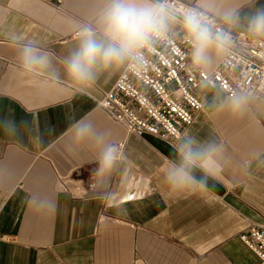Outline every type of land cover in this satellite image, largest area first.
Masks as SVG:
<instances>
[{
	"label": "crops",
	"instance_id": "crops-1",
	"mask_svg": "<svg viewBox=\"0 0 264 264\" xmlns=\"http://www.w3.org/2000/svg\"><path fill=\"white\" fill-rule=\"evenodd\" d=\"M99 6L100 0H0V111L34 120L47 140L41 147L39 138L28 139L17 152L0 134V264H258L239 236L250 224H264V164L252 159L264 149V95L243 117L203 107L185 129L222 143L230 160L209 182L214 191L206 203L165 194L161 167L173 140L129 134L96 106V89L108 90L117 79L69 98L66 77L21 73L13 36L52 53L62 70L76 45V38L63 39L93 23ZM70 111L110 128L114 142L124 140L126 159L112 181L123 210L90 187L95 164L87 152L73 159L63 151ZM76 174L87 181L72 187ZM36 188L59 194L54 213L29 208Z\"/></svg>",
	"mask_w": 264,
	"mask_h": 264
},
{
	"label": "clouds",
	"instance_id": "clouds-1",
	"mask_svg": "<svg viewBox=\"0 0 264 264\" xmlns=\"http://www.w3.org/2000/svg\"><path fill=\"white\" fill-rule=\"evenodd\" d=\"M250 38H264V4L250 0H189L177 6L175 0H100L93 23H84L76 36V45L62 60V70L53 54L22 38L17 61L22 74H48L57 80L67 78L71 98L90 90L100 81L112 82L124 73L142 71L150 54L163 45L181 42L190 67L202 79L203 107L213 114L243 117L256 101L250 87L238 84L224 89L214 79V70L237 47L238 32ZM0 134L12 142L14 151L26 146V140H47L30 118H16L14 112L0 111ZM61 147L70 158L87 152L95 164L90 187L112 206L118 195L112 190L113 177L121 170L125 155L112 139L110 128L101 127L90 115L68 114V125ZM252 159L264 164V149L252 153ZM230 163L225 146L213 139H200L190 131L173 137L172 156L164 157L161 173L164 192L169 197L196 196L210 202L222 168ZM59 194L52 190L32 189L27 203L31 210L54 213Z\"/></svg>",
	"mask_w": 264,
	"mask_h": 264
},
{
	"label": "built area",
	"instance_id": "built-area-1",
	"mask_svg": "<svg viewBox=\"0 0 264 264\" xmlns=\"http://www.w3.org/2000/svg\"><path fill=\"white\" fill-rule=\"evenodd\" d=\"M175 2L180 6L186 1ZM78 31L63 40L75 39ZM213 77L226 90L243 84L253 89L256 96L264 95V38L253 39L238 32L237 47L214 70ZM201 79L177 41L172 47H157L142 71L122 74L110 89L97 88L92 97L96 106L129 134H153L173 140L203 109V98L197 91ZM115 143L123 150L124 140ZM239 237L258 256V264H264V224H250Z\"/></svg>",
	"mask_w": 264,
	"mask_h": 264
},
{
	"label": "bare ground",
	"instance_id": "bare-ground-1",
	"mask_svg": "<svg viewBox=\"0 0 264 264\" xmlns=\"http://www.w3.org/2000/svg\"><path fill=\"white\" fill-rule=\"evenodd\" d=\"M87 179H85L84 177L80 176V175H74L72 176L69 180H68V183L70 186H75L79 183H83V182H86Z\"/></svg>",
	"mask_w": 264,
	"mask_h": 264
}]
</instances>
